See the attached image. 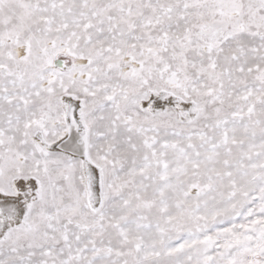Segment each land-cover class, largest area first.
I'll return each mask as SVG.
<instances>
[{
    "label": "snow or ice",
    "instance_id": "snow-or-ice-1",
    "mask_svg": "<svg viewBox=\"0 0 264 264\" xmlns=\"http://www.w3.org/2000/svg\"><path fill=\"white\" fill-rule=\"evenodd\" d=\"M0 264H264V0H0Z\"/></svg>",
    "mask_w": 264,
    "mask_h": 264
}]
</instances>
